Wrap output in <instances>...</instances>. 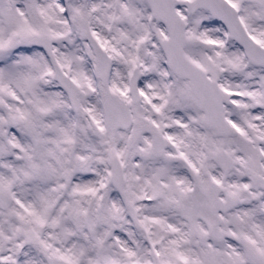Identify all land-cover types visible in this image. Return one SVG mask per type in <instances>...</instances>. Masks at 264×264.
<instances>
[{
    "label": "snow or ice",
    "instance_id": "snow-or-ice-1",
    "mask_svg": "<svg viewBox=\"0 0 264 264\" xmlns=\"http://www.w3.org/2000/svg\"><path fill=\"white\" fill-rule=\"evenodd\" d=\"M0 264H264V0H0Z\"/></svg>",
    "mask_w": 264,
    "mask_h": 264
}]
</instances>
